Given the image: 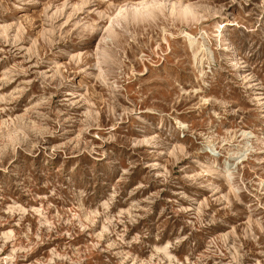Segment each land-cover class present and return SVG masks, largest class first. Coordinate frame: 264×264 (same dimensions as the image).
I'll list each match as a JSON object with an SVG mask.
<instances>
[{
  "label": "rangeland",
  "instance_id": "obj_1",
  "mask_svg": "<svg viewBox=\"0 0 264 264\" xmlns=\"http://www.w3.org/2000/svg\"><path fill=\"white\" fill-rule=\"evenodd\" d=\"M0 264H264V0H0Z\"/></svg>",
  "mask_w": 264,
  "mask_h": 264
},
{
  "label": "bare ground",
  "instance_id": "obj_2",
  "mask_svg": "<svg viewBox=\"0 0 264 264\" xmlns=\"http://www.w3.org/2000/svg\"><path fill=\"white\" fill-rule=\"evenodd\" d=\"M136 12V11H135Z\"/></svg>",
  "mask_w": 264,
  "mask_h": 264
}]
</instances>
